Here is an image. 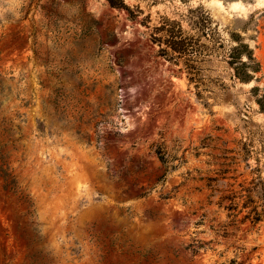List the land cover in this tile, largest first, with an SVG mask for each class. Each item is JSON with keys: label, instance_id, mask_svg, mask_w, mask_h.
I'll return each instance as SVG.
<instances>
[{"label": "rangeland", "instance_id": "obj_1", "mask_svg": "<svg viewBox=\"0 0 264 264\" xmlns=\"http://www.w3.org/2000/svg\"><path fill=\"white\" fill-rule=\"evenodd\" d=\"M110 1L0 0V264H264V0Z\"/></svg>", "mask_w": 264, "mask_h": 264}, {"label": "trees", "instance_id": "obj_2", "mask_svg": "<svg viewBox=\"0 0 264 264\" xmlns=\"http://www.w3.org/2000/svg\"><path fill=\"white\" fill-rule=\"evenodd\" d=\"M108 1L113 5L112 1ZM253 62L252 50L247 44L239 43L230 51L228 65L233 68L235 78L241 83H249L252 80V75L258 73V67L253 65ZM256 103L260 111L264 113V97L258 99ZM1 177L5 178L2 175Z\"/></svg>", "mask_w": 264, "mask_h": 264}]
</instances>
